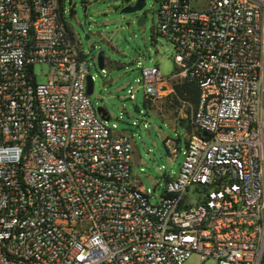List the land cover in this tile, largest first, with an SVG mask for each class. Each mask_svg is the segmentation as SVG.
Instances as JSON below:
<instances>
[{
    "label": "built area",
    "instance_id": "1",
    "mask_svg": "<svg viewBox=\"0 0 264 264\" xmlns=\"http://www.w3.org/2000/svg\"><path fill=\"white\" fill-rule=\"evenodd\" d=\"M64 14L0 0V264H264V0H160L176 69L139 81L150 100L186 81L200 97L156 204L131 182L130 137L88 94Z\"/></svg>",
    "mask_w": 264,
    "mask_h": 264
},
{
    "label": "rangeland",
    "instance_id": "2",
    "mask_svg": "<svg viewBox=\"0 0 264 264\" xmlns=\"http://www.w3.org/2000/svg\"><path fill=\"white\" fill-rule=\"evenodd\" d=\"M135 2L62 1L65 20L74 31L95 79L91 100L96 108L100 105L107 108L110 115L107 124L115 132L130 137L133 145L131 182L149 194L151 202L156 204L184 159L188 136L178 115L183 110L188 119L194 104L176 92L171 98L160 99L163 102L159 110L146 97L139 81L141 68L159 65L164 76H171L176 69V52L173 44L158 33L160 0H146L144 9L136 13L122 12L125 6ZM143 13L148 20L138 24V17ZM100 52L106 60L104 69L98 66ZM37 72L38 82H45L48 66L37 67ZM131 92L134 98L130 97ZM174 148L178 150L177 155L172 154ZM189 194L194 198L199 195L194 190ZM186 264H214V261H203L194 255Z\"/></svg>",
    "mask_w": 264,
    "mask_h": 264
},
{
    "label": "water",
    "instance_id": "3",
    "mask_svg": "<svg viewBox=\"0 0 264 264\" xmlns=\"http://www.w3.org/2000/svg\"><path fill=\"white\" fill-rule=\"evenodd\" d=\"M146 6V0H136V2L132 5L125 6L122 9L123 13H136L142 11ZM148 20V16L146 13L141 14L138 17V24H143ZM98 66L101 69L105 68L106 60L103 52H100L97 56ZM95 89V79L92 75L88 76V94L92 95ZM98 112L101 114L102 118L106 121L110 120V115L107 108L103 105L97 107ZM204 135H207V132H204Z\"/></svg>",
    "mask_w": 264,
    "mask_h": 264
},
{
    "label": "trees",
    "instance_id": "4",
    "mask_svg": "<svg viewBox=\"0 0 264 264\" xmlns=\"http://www.w3.org/2000/svg\"><path fill=\"white\" fill-rule=\"evenodd\" d=\"M62 1L63 0H61V7L63 8ZM175 90L184 99L191 101L194 105L198 104L200 97V89L197 84L188 81L177 83L175 84ZM188 129L189 131H191L190 125H188Z\"/></svg>",
    "mask_w": 264,
    "mask_h": 264
},
{
    "label": "crops",
    "instance_id": "5",
    "mask_svg": "<svg viewBox=\"0 0 264 264\" xmlns=\"http://www.w3.org/2000/svg\"><path fill=\"white\" fill-rule=\"evenodd\" d=\"M160 99H162V98H159V99H154V100H151L152 101V104L154 105V106H157V108H159V110H162L161 108H162V102H163V100H160ZM162 101V102H161ZM167 115V114H166ZM179 117V122L181 123V124H184V126L186 127V130H187V136H189V133L191 132V131H189V129H188V123H189V120L187 119V114L183 111V110H181V112L179 113V115H178ZM181 120V121H180ZM176 123H177V121H176ZM187 140H188V137H187Z\"/></svg>",
    "mask_w": 264,
    "mask_h": 264
}]
</instances>
